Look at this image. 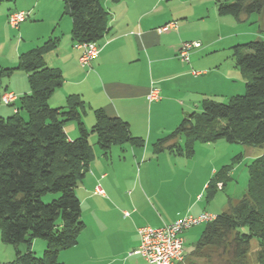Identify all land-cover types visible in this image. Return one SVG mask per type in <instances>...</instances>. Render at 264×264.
Wrapping results in <instances>:
<instances>
[{"label": "crops", "instance_id": "0c3cea01", "mask_svg": "<svg viewBox=\"0 0 264 264\" xmlns=\"http://www.w3.org/2000/svg\"><path fill=\"white\" fill-rule=\"evenodd\" d=\"M56 2L13 0L7 4L6 10L0 13V69L15 68L19 55L32 48V42L24 40V33L42 19L45 5L46 39L58 37V42L46 52L44 60L47 66L58 68L63 77L61 86L50 96L49 105L77 94L91 109L101 108L107 116L126 121L130 133L144 139V146L129 147L125 151L117 149L116 155L112 152L103 155L96 151L95 141L92 143L94 158L81 181V188L88 200L97 196L94 186L100 180L105 188L100 186L103 194L92 208L89 225L84 223L77 243L60 251L58 260L64 264H148L143 256L132 253L138 246L137 227H158L188 213H218L207 208L208 202L202 201L201 193L210 180L209 175L203 177L202 174L198 182L191 179L190 184L195 185L196 190L186 199L182 214L178 215V211L169 216L162 213L148 197L150 192L158 204L165 198L161 192L151 190L153 168L146 164L153 159L169 162L172 157L167 151L153 156L152 144L180 123L183 109L199 108L200 101L211 95L206 93L212 83L231 81L236 76V67L226 69L219 65L215 69L217 62L209 60L215 55H206L222 39L232 36L231 31L236 28L234 21L217 13L215 0H103L102 6L108 12V29L96 42L97 56L88 65L81 66L78 62L81 50L71 41V20L64 19L60 30L63 4L60 8ZM13 10L28 12V17L17 27L7 22ZM170 21L176 22V29L159 31L160 26ZM231 39L228 43H232ZM186 41L200 42L198 48L190 50L188 62L177 57L178 48ZM194 67L197 70H193ZM221 68L224 69L220 71ZM18 70L11 72L0 93L11 91L20 96L29 91L25 73L20 76L23 84L15 82L20 74ZM151 87L157 88L159 99L149 102L146 95ZM85 119L90 126L93 124L91 110ZM63 129L68 139L77 136L73 126L64 124ZM119 153L125 154L123 159L128 160L129 165L114 170L113 159L119 160ZM133 164L138 165L136 173ZM158 170L170 171L163 167L155 172ZM177 172L178 168H171L168 175L171 178ZM187 177L182 181L186 183ZM170 180V184L177 183L175 187L180 189V181L174 177ZM125 211L128 215H124Z\"/></svg>", "mask_w": 264, "mask_h": 264}, {"label": "trees", "instance_id": "16d2710c", "mask_svg": "<svg viewBox=\"0 0 264 264\" xmlns=\"http://www.w3.org/2000/svg\"><path fill=\"white\" fill-rule=\"evenodd\" d=\"M102 1L63 0L74 44L97 42L106 33L108 12ZM215 5L219 15H231L238 21L243 15L264 11V0H215ZM57 42L58 37H49L22 52L15 68L0 69V76L23 70L29 88L17 97L15 111L0 115V235L2 242L15 248L10 264H64L58 253L77 243L84 223L75 188L94 158L89 134H95V145L103 155L114 145L144 146V139L133 136L126 121L107 116L101 108L91 109L77 94L68 95L60 107L49 105L63 77L58 68L46 65L44 53ZM232 48L234 66L247 78L244 93L227 102L202 100L200 112L187 113L152 144L154 154L167 151L190 156L197 141L264 147V38ZM90 110L94 121L88 129L82 117ZM68 120L76 122L77 136L72 140L63 129ZM247 171L243 195L236 201L228 197V208L205 222L188 255L217 248L227 255V264H248L250 243L255 239L256 260L264 263V152L247 165ZM224 186L223 175L210 179L205 188L207 199ZM35 238L46 243L40 256L31 250Z\"/></svg>", "mask_w": 264, "mask_h": 264}, {"label": "rangeland", "instance_id": "374dc122", "mask_svg": "<svg viewBox=\"0 0 264 264\" xmlns=\"http://www.w3.org/2000/svg\"><path fill=\"white\" fill-rule=\"evenodd\" d=\"M169 2V1H166ZM164 2V3H166ZM11 3V0H0V13L6 10L7 4ZM57 6L61 8V4H63V0H57ZM10 6V5H9ZM11 7V6H10ZM62 11V15H61ZM60 11V15L63 18L60 23L59 27L60 30L63 29V22L64 19H68L69 17L63 13V9ZM42 19L33 24L29 29H27L24 33L25 37L24 40H30L32 43V47L42 45L44 41H46V7L45 5L42 6ZM225 16V15H223ZM228 19H232L233 24L235 25V29L231 32L232 36H228L225 40L222 39L219 44L212 49L210 52L206 53V55H215L211 56L209 60L217 62L214 65L216 69L217 66H224L226 69L229 66H234V57H233V46L238 44H243L248 41L258 40L264 38V11L262 13H252L249 15H243L241 17V21L236 20L231 15H226ZM60 17V19H61ZM228 32L230 29H227ZM61 32V31H60ZM232 38V43H228ZM12 38V37H11ZM20 36H18V39ZM221 38V37H220ZM46 52L44 53V56ZM235 67V66H234ZM213 68V67H210ZM221 68L220 71H222ZM233 69V68H232ZM237 69L236 76L232 77V80H224L218 83H212L210 86L208 93H211L207 99H212L218 102H227L228 99L233 95H241L244 93V84L246 81V76L242 75L240 71ZM193 70H197L194 67ZM19 75L15 79V82L23 84L22 80V73H25L23 70L19 69ZM234 71V70H232ZM26 74V73H25ZM10 76V75H9ZM9 76L2 75L0 76V91L4 87L5 81L8 80ZM21 76V77H20ZM7 82V81H6ZM233 90V91H232ZM233 92V93H232ZM3 93V92H2ZM0 93V97L2 95ZM233 94V95H232ZM17 100V99H16ZM14 101V103L16 102ZM204 100V99H203ZM13 103V104H14ZM61 105H53L59 104ZM59 103H52L50 104L51 107H60L64 105V101ZM3 105L0 102V115L7 116V114H11L12 111H15V105ZM13 105V106H12ZM201 110V101L199 104V108L192 109V110H182V118L185 116L184 113H192V112H200ZM88 113V112H87ZM86 114L82 117L83 122L86 128L89 129L90 123H86L85 119ZM173 115L170 114V118ZM91 121L93 118H90ZM65 125L73 126L74 129L77 130L76 122L74 120H68L64 123ZM64 126V125H63ZM69 128V126H68ZM89 142L92 144L95 140V134H89L88 137ZM97 147V146H96ZM129 147H134L130 145H125L122 148L114 145L110 146L108 149V154L111 152L116 155L117 149L121 151H125L129 149ZM96 151H100L98 148H95ZM264 152L263 146H246L239 143H228L224 140H218L215 142H199L197 141L194 144L193 153L190 156H183V155H174L171 154V160L163 161L153 159L152 162L146 164L153 168V171L150 174V178L152 180V191L161 192L163 197L160 201L161 204H158L156 199L152 197L151 193L148 192V197L150 198V202L160 209L162 213L166 215H172L174 212L178 211V215L182 214L180 212L182 208L185 207L187 203V198H190L193 194L195 189V185H191V179L193 182L197 181L199 176L202 174L203 177L209 175L210 179L216 178V176L223 175L225 178V186L223 189L218 190L214 197L207 199L205 190L201 193L203 203H209V209L213 212L220 213L228 208L227 199L228 197L232 200L234 198H240L246 190L247 184V165L257 156L261 155ZM119 160L117 157L113 159V169L117 170L118 168L128 167V160L123 159L125 154L119 153ZM156 156L155 154L153 155ZM148 160V158H146ZM149 162V161H147ZM134 168L133 171L136 173L138 168L137 164H133ZM171 168L174 169L175 167L178 168V172L173 176L177 179V181L181 182L180 189H176L175 184H170V179L173 177H169L168 172L166 170H158L155 172L157 168ZM128 169V168H127ZM139 170V169H138ZM140 173V172H138ZM197 175L196 177H194ZM184 176H188L186 183L182 181ZM174 180V179H173ZM84 181V179H82ZM99 185L102 188H105L103 180H100ZM220 186V183H218ZM81 182L75 188V195L80 201L81 205V220L86 225H89L90 218H91V211L95 204H97V199L99 198L100 194L96 193L97 196H92L93 198L88 200L84 195V189L81 188ZM91 191V189H90ZM148 191L150 189L148 188ZM86 198V199H85ZM106 199V198H105ZM189 200V199H188ZM226 201V202H225ZM163 206L165 208L163 209ZM205 226V223H200L198 225H194L187 230H185L184 234V241H183V250L187 256L183 259L182 262L178 264H227L229 263L227 259V255L221 250L217 248H209L204 254L203 252L197 256L188 255L194 243L199 239L201 232ZM46 246V243L41 238H35L31 244V250L35 253L36 256H40L43 253V250ZM18 248L20 250H24V245L19 244ZM256 248H257V241L252 239L250 243V249L247 254L246 261L248 264H264L259 263L256 260ZM15 258V248L11 244H7L2 242L1 235H0V264H10Z\"/></svg>", "mask_w": 264, "mask_h": 264}, {"label": "built area", "instance_id": "2783aa9c", "mask_svg": "<svg viewBox=\"0 0 264 264\" xmlns=\"http://www.w3.org/2000/svg\"><path fill=\"white\" fill-rule=\"evenodd\" d=\"M28 17V12L24 10H13L7 16V22L11 27H17ZM175 21H170L159 27V31H169L176 29ZM75 46L81 50L78 62L81 66L88 65L89 61L97 56L98 48L96 42H79ZM200 42H183L177 50V57L184 62L189 61L191 49L198 48ZM196 74L195 71H193ZM17 95L11 91H4L0 97L3 105H11L17 99ZM147 100L155 101L159 99L158 90L151 87L146 95ZM94 193L103 194L99 184L94 186ZM128 215V212H123ZM215 214L211 212H201L199 214H184L169 223L158 227L142 225L136 228L138 235V246L132 252L144 257L148 264H174L180 263L184 259L183 233L188 228L213 220Z\"/></svg>", "mask_w": 264, "mask_h": 264}]
</instances>
